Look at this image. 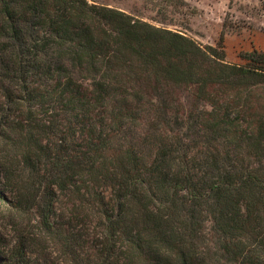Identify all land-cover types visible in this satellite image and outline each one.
<instances>
[{
    "label": "trees",
    "instance_id": "16d2710c",
    "mask_svg": "<svg viewBox=\"0 0 264 264\" xmlns=\"http://www.w3.org/2000/svg\"><path fill=\"white\" fill-rule=\"evenodd\" d=\"M89 0H0V264H264V51Z\"/></svg>",
    "mask_w": 264,
    "mask_h": 264
},
{
    "label": "rangeland",
    "instance_id": "374dc122",
    "mask_svg": "<svg viewBox=\"0 0 264 264\" xmlns=\"http://www.w3.org/2000/svg\"><path fill=\"white\" fill-rule=\"evenodd\" d=\"M155 25L178 30L214 46L221 31L225 61L241 64V54L264 51V0H89Z\"/></svg>",
    "mask_w": 264,
    "mask_h": 264
}]
</instances>
